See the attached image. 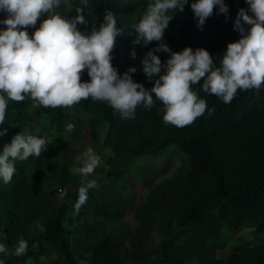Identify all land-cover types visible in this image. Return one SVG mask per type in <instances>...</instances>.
I'll return each instance as SVG.
<instances>
[{
    "label": "trees",
    "instance_id": "1",
    "mask_svg": "<svg viewBox=\"0 0 264 264\" xmlns=\"http://www.w3.org/2000/svg\"><path fill=\"white\" fill-rule=\"evenodd\" d=\"M149 2L154 0H94L93 4L88 0L87 6H83L79 0H73V9L60 14L75 17V8L81 7L85 23L77 27L90 33L92 27L98 28L103 22L105 11L113 12L117 27L122 28L123 33L117 37L111 64L119 74L134 67L133 81L150 89L153 81L143 74L141 60L158 42L134 45L135 31L131 29L139 22ZM193 2L195 0H189L183 12L168 13L173 19L163 34V42L172 52H181L186 47L203 48L218 63L226 46L240 39L233 22L238 10L247 9L248 5L245 0H224L229 9L227 16L218 14V8L214 7L213 15L198 29L189 6ZM5 18L6 14L0 12V20ZM46 18L41 16L35 27L26 29L29 37ZM5 28L0 24V30ZM132 51L136 53L135 59L130 56ZM154 54L162 63L169 58L167 53ZM89 80L85 70L81 82ZM199 87V84L194 86ZM198 95L206 100L207 110L193 123L180 128L164 123L163 113L159 111L163 105L159 100L151 109L138 106L131 119L122 118L107 102L88 98L76 104L78 111L85 115H100L106 124L102 146L111 156L128 157L139 153L155 158L172 145L169 148L186 156L188 170L151 185L147 198L138 205L131 231L126 236L117 232L102 234L84 247L88 258L79 261L74 255L77 244L71 236L91 235L95 223L82 220L74 229L66 226L68 213L77 214L74 205L78 189L59 201L57 190L45 187L52 174L43 166L60 155V140L54 137L40 158L15 162L17 171L11 183L5 185L0 179V243L11 250L23 238L28 245L26 255L5 258L0 254V259H4L5 264H27L29 259L34 261L58 253L67 264H124L128 258L121 251L127 245L139 253L140 264H149L144 253L155 230L156 214L168 211L172 227L157 241L150 264H264V84L259 92L238 89L227 105L203 91ZM28 108L26 101L8 102L5 123L0 125L7 129V134L0 137V153L14 135L28 134L26 126L32 121L40 138H46L50 130L67 132L68 123L75 125L72 132H67L69 138L75 139L81 134V129L70 119L68 108L39 107L41 116L35 120ZM151 171L150 165L140 167L138 183L146 185ZM99 173L101 183L113 180L131 187L136 185L121 168L105 170L101 167ZM128 206L127 197L115 184L107 187L103 199L93 189L89 190L88 200L79 212L112 222L122 220ZM243 225L253 226L259 234L257 241L235 244L224 256L212 257L209 242L218 241L223 228L235 231Z\"/></svg>",
    "mask_w": 264,
    "mask_h": 264
},
{
    "label": "clouds",
    "instance_id": "2",
    "mask_svg": "<svg viewBox=\"0 0 264 264\" xmlns=\"http://www.w3.org/2000/svg\"><path fill=\"white\" fill-rule=\"evenodd\" d=\"M79 3L87 6L88 0ZM245 3L248 8L238 10L233 22L240 39L226 46L217 63L203 48L186 47L181 52H172L163 42V34L173 19L168 13L183 12L189 0L149 2L139 22L131 26L135 31L134 45L158 42L141 60L143 74L153 81V86L147 89L133 81L134 67L119 74L111 64L117 37L123 33L113 12L105 11L103 22L89 33L77 27L85 23L81 7L75 8V17L56 11L63 5L70 12L73 3L69 0H0V12L6 14L0 20L6 26L0 30V125L5 123L9 100L29 99L36 107L55 109L71 108L91 98L94 102H107L122 118L128 119L135 117L138 106L151 109L159 100L164 123L180 128L193 123L207 110L206 100L199 98L200 91L216 96L226 105L238 89L259 92L264 84V0ZM189 6L198 29L213 15L214 7L225 16L229 11L224 0H195ZM41 16L47 18L29 37L26 29L35 27ZM157 52L167 53L169 58L162 63L154 54ZM130 56L135 59V51ZM85 70L90 80L81 82ZM198 84L199 89H195ZM211 111L214 109L209 114ZM74 128L73 123H68L65 130L72 132ZM6 134L7 129L0 128V137ZM51 144V138L21 132L14 135L0 153V179L5 185L11 183L17 171L16 161L40 158ZM77 164L74 171L81 176V185L74 205L76 213L87 202L89 190L96 187V180L90 177L101 164V157L87 147L77 158ZM64 195L62 192L61 198ZM27 247L23 238L11 250L0 243V254L5 258L20 257L26 255ZM0 264H5V260L0 259Z\"/></svg>",
    "mask_w": 264,
    "mask_h": 264
},
{
    "label": "rangeland",
    "instance_id": "3",
    "mask_svg": "<svg viewBox=\"0 0 264 264\" xmlns=\"http://www.w3.org/2000/svg\"><path fill=\"white\" fill-rule=\"evenodd\" d=\"M73 0H69L72 3ZM94 0H89V4H93ZM67 8L63 5L56 9L57 12L62 13ZM7 99V97H6ZM29 106V111L33 116V120L41 116L39 107L34 106V102L26 99ZM13 102V101H8ZM68 115L76 125L81 129V134L71 139L67 132L50 130L46 134V138L58 137L60 155L55 159L44 164V169L52 174V179L45 184L46 189H56L58 193V199H64L68 193L72 190L78 189L81 185V176L77 174L74 169L78 166L77 158L80 156L81 149L91 147L97 155L101 157V164L94 170L92 178L96 180V187L93 189L100 199H103L107 193V187L109 185H117L122 194L128 199L129 206L125 216L120 221L109 222L100 217L93 218L88 213L78 212L71 215L68 213L65 224L71 229L75 228L77 222L85 220L88 222H94L95 227L93 233L87 237L80 235H72L71 239L77 244V248L74 251L75 257L79 261H85L88 257L84 253V247L97 240L102 234L105 233H120L126 236L132 229L138 205L141 201L145 200L149 193L151 185L160 181L163 178L172 176L176 173H185L188 170L187 159L183 153H180L172 145L168 147L166 152H163L157 157L142 156L136 153L128 157H113L102 146L103 138L106 132V124L101 120L99 114L85 115L78 111L77 105H73L68 108ZM35 121L27 124L26 129L28 134L37 136L34 131ZM151 166L152 171L149 175V180L146 185L138 183V173L142 166ZM110 170L112 167L121 168L125 171L127 177L135 181L136 185L127 186L122 183H117L113 180H109L105 183H101L99 168ZM66 195L61 198V194ZM157 223L155 230L151 234L147 250L144 253L147 262L150 264L154 258V248L157 241L163 237L166 233V229L172 227V218L168 211H160L156 214ZM259 238V234L254 231L252 225H243L235 231H229L223 228L221 230V236L218 241H210L208 244L209 251L212 257L224 256L230 248L235 244H252ZM122 255H126L128 260L124 264H140L139 253L132 251L129 246L125 245L121 251ZM27 264H67L60 254L55 253L49 257H39L37 260L29 259Z\"/></svg>",
    "mask_w": 264,
    "mask_h": 264
},
{
    "label": "crops",
    "instance_id": "4",
    "mask_svg": "<svg viewBox=\"0 0 264 264\" xmlns=\"http://www.w3.org/2000/svg\"><path fill=\"white\" fill-rule=\"evenodd\" d=\"M54 255V254H53Z\"/></svg>",
    "mask_w": 264,
    "mask_h": 264
}]
</instances>
